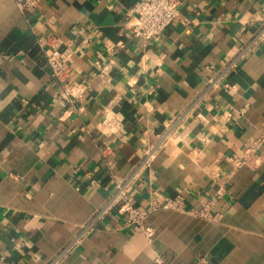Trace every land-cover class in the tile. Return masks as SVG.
<instances>
[{
    "label": "crops",
    "instance_id": "crops-1",
    "mask_svg": "<svg viewBox=\"0 0 264 264\" xmlns=\"http://www.w3.org/2000/svg\"><path fill=\"white\" fill-rule=\"evenodd\" d=\"M138 1L0 0V264H264V0H183L159 40L133 34ZM53 47L89 83L72 112ZM161 138L135 205L181 195L217 218L155 210L150 241L113 207L61 256Z\"/></svg>",
    "mask_w": 264,
    "mask_h": 264
},
{
    "label": "built area",
    "instance_id": "built-area-1",
    "mask_svg": "<svg viewBox=\"0 0 264 264\" xmlns=\"http://www.w3.org/2000/svg\"><path fill=\"white\" fill-rule=\"evenodd\" d=\"M17 5L23 10H32L40 6L41 0H15ZM183 3V0H139L135 6L130 10L129 16L134 18V22L131 24L132 32L135 36L149 39L159 40L161 39L164 31L170 26L177 18L179 14V6ZM264 41V25L255 37L254 42ZM38 43L43 47L44 41L38 39ZM118 47H122V44H113L109 47L111 52H116ZM248 54V48H242L237 52L235 56L230 58L224 65L221 72L216 79L209 81V88L217 86L218 83L224 82L226 77L235 70L240 62ZM48 64L52 70V75L62 85L64 94L69 99L71 104L70 111H74L76 106L84 100L86 96L89 83L87 81H71V65L69 59L66 58L62 51L56 47L46 51ZM163 143L161 140L148 148L143 154L140 161L136 164L131 174L125 177L123 180L117 181L110 199L107 203L97 210L92 216L89 222L84 224L79 234L69 243L60 253L61 256L70 251V249L81 242V240L87 236L97 219L104 216L113 207H117L120 214L124 218L125 224L132 227L135 231L144 234L150 241L153 240L155 235L154 227L147 222V217L150 213L158 209H174L181 211H189L194 214L216 219L218 214H215L212 210V204L206 203L200 209L188 210L185 205V200L181 195L175 197H168L164 202H159L154 199L149 208L143 209L135 205L134 197L131 193L132 186L136 179L141 176L143 170L148 168L158 149ZM257 142H253L249 145L251 151L248 158L253 153ZM248 158L241 159L232 157L231 159L237 165L243 164L248 161ZM59 256L58 258H60ZM155 264H166L164 258L159 254L155 257Z\"/></svg>",
    "mask_w": 264,
    "mask_h": 264
}]
</instances>
